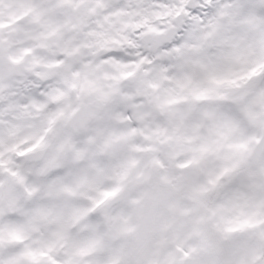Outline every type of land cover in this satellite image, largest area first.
<instances>
[{
	"label": "snow or ice",
	"instance_id": "1",
	"mask_svg": "<svg viewBox=\"0 0 264 264\" xmlns=\"http://www.w3.org/2000/svg\"><path fill=\"white\" fill-rule=\"evenodd\" d=\"M0 264H264V0H0Z\"/></svg>",
	"mask_w": 264,
	"mask_h": 264
}]
</instances>
